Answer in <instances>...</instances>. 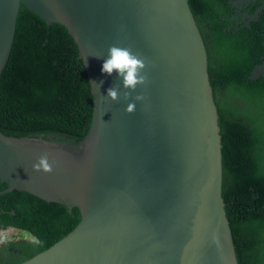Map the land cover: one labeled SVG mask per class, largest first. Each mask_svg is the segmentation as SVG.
<instances>
[{
  "label": "water",
  "instance_id": "1",
  "mask_svg": "<svg viewBox=\"0 0 264 264\" xmlns=\"http://www.w3.org/2000/svg\"><path fill=\"white\" fill-rule=\"evenodd\" d=\"M64 25L90 74L94 115L81 144L0 130V180L79 207L82 221L22 264H238L224 198L220 115L190 0H0V84L22 4ZM233 3H235L233 1ZM259 15L251 20H258ZM150 61L146 100L126 111L122 81L102 72L109 47ZM264 60L253 70L260 77ZM121 84L120 99L107 89ZM48 153L54 171H35Z\"/></svg>",
  "mask_w": 264,
  "mask_h": 264
},
{
  "label": "trees",
  "instance_id": "2",
  "mask_svg": "<svg viewBox=\"0 0 264 264\" xmlns=\"http://www.w3.org/2000/svg\"><path fill=\"white\" fill-rule=\"evenodd\" d=\"M209 59L222 135L224 198L238 264H264V137L253 108L264 100V15L253 29L235 33L231 0H190ZM232 14L231 17L228 15ZM232 26L229 30L228 27ZM80 46L62 24L49 25L23 3L14 46L0 84V130L13 137H43L81 144L91 130L94 95ZM260 116V115H258ZM1 182L0 190L8 188ZM79 207L15 190L0 195V232L29 233L3 242L0 264H22L64 238L82 221Z\"/></svg>",
  "mask_w": 264,
  "mask_h": 264
},
{
  "label": "clouds",
  "instance_id": "3",
  "mask_svg": "<svg viewBox=\"0 0 264 264\" xmlns=\"http://www.w3.org/2000/svg\"><path fill=\"white\" fill-rule=\"evenodd\" d=\"M231 4L233 7H236V4L233 3V1H231ZM228 29L231 30L232 26L228 27ZM149 63L150 61L147 57H145L140 52H134L131 47L118 46L116 44H113L109 47L108 56L104 60L102 66V72L108 75H112L115 72L117 78L122 81V86L124 89L123 98L126 101H130L126 107V111L128 113L135 112L136 101H144L147 99L145 94L142 92L136 93L134 97L133 93L136 92L138 86L146 85L149 82L148 73L145 71V69L149 66ZM261 75L264 77V74ZM120 95L121 84H114L107 89V96L113 101L119 100ZM54 165H56V161L54 159L50 161L49 154L44 153L38 158V162L33 165V168L35 171L42 170L43 172L51 173L54 171ZM5 240L6 237H0V243L5 242ZM31 243L38 245L41 243V241L37 237H32Z\"/></svg>",
  "mask_w": 264,
  "mask_h": 264
},
{
  "label": "flooded vegetation",
  "instance_id": "4",
  "mask_svg": "<svg viewBox=\"0 0 264 264\" xmlns=\"http://www.w3.org/2000/svg\"><path fill=\"white\" fill-rule=\"evenodd\" d=\"M234 1L236 7L233 14L234 26L236 27L235 33L244 32L246 33L248 28L253 29L256 26V23L259 22L264 15V0H231ZM232 14L228 16L231 17ZM254 15H259L258 20H251ZM263 36L264 32L262 29ZM251 35L245 34V39L250 40ZM259 73L263 74V70L259 69ZM260 74V75H261ZM263 77V75H261ZM243 106L250 105L253 108V114L256 115L253 121L256 123V126L260 129L261 134L264 137V100L251 99L247 101H241ZM260 115V116H258ZM30 235L29 233H25ZM25 239V237H23ZM28 240V239H27ZM31 240V239H30Z\"/></svg>",
  "mask_w": 264,
  "mask_h": 264
},
{
  "label": "rangeland",
  "instance_id": "5",
  "mask_svg": "<svg viewBox=\"0 0 264 264\" xmlns=\"http://www.w3.org/2000/svg\"><path fill=\"white\" fill-rule=\"evenodd\" d=\"M0 237H6L5 242L16 241V240H19V239H23V237H25V239H32V236L26 235L23 232H20V231H17V230H13V229H10L8 231L0 232ZM1 244L2 243H0V245Z\"/></svg>",
  "mask_w": 264,
  "mask_h": 264
}]
</instances>
